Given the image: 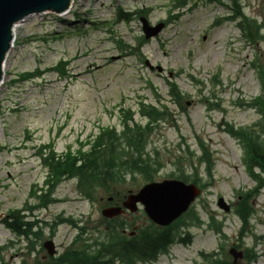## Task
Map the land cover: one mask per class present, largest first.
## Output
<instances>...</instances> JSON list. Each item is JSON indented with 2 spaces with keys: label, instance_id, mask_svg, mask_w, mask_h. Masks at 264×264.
<instances>
[{
  "label": "rangeland",
  "instance_id": "obj_1",
  "mask_svg": "<svg viewBox=\"0 0 264 264\" xmlns=\"http://www.w3.org/2000/svg\"><path fill=\"white\" fill-rule=\"evenodd\" d=\"M70 6L67 16L32 15L14 29L0 85V213L36 205L31 192L41 187L46 174L37 157L42 146L58 155L75 153L81 145L87 150V142L102 130L120 131L126 111L145 124L138 111L141 101L164 104L171 117L150 133L145 148L161 164L152 180L171 179L180 170L189 175L199 168L188 155L198 154V137L212 151V183L191 206L203 222L200 228H189L191 242L174 244L156 261L138 264H194L199 253L217 252L219 243L227 254L239 243L236 198L254 183L242 164L241 144L223 128L226 123L248 128L258 121L256 111L244 106L260 94L251 64L262 55L244 41L239 18H226L243 13L264 22V0H240L231 7L225 0H71ZM139 11L146 13L150 26L165 23L145 42ZM59 61L63 75L52 72ZM47 69L40 78L14 83L21 73ZM171 83L183 96L181 107L168 96ZM199 169L203 181L208 180ZM134 178L121 192L135 191L146 182ZM108 197L100 189L90 199L80 197L74 180L62 181L54 190L56 203L32 213L26 209L45 223L36 230L38 240L16 239L0 225V264H47L52 259L39 248L45 241L52 243L56 257L75 239L79 241L73 249L84 241L107 240L110 232L100 211ZM218 199L229 206L226 213L218 209ZM252 205L251 229L244 230L240 246L256 255L252 264H264V189ZM208 215L224 237L207 229ZM58 216L70 217L74 227L56 224ZM143 217L141 210L127 214L121 217L123 228L118 225L114 231L125 237L132 222L136 229L149 228Z\"/></svg>",
  "mask_w": 264,
  "mask_h": 264
},
{
  "label": "trees",
  "instance_id": "obj_2",
  "mask_svg": "<svg viewBox=\"0 0 264 264\" xmlns=\"http://www.w3.org/2000/svg\"><path fill=\"white\" fill-rule=\"evenodd\" d=\"M228 1L236 5L238 0ZM123 19L126 20V18ZM262 29H264V24L260 25L253 20L244 19L242 30L246 41L253 44L261 42L264 49ZM260 55L262 57L256 58L258 64L255 63L253 66L257 68L262 93L252 104L257 106L261 119L254 126L255 130H235L231 126L225 127V131L229 135L239 139L243 144L244 164L251 178L257 181V187L264 186V53ZM53 70L63 74L62 64L59 63L53 67ZM41 74V72L35 71L24 72L17 77V82L31 80L40 77ZM169 86L171 96L180 101L182 97L177 88L172 83ZM139 112L148 119L144 126L133 123L130 114L126 112L119 132L115 129L102 130L94 139L87 142L89 146L87 150L80 148L75 153L66 152L64 155H56L52 149L45 146H42L39 151L37 150L40 164L46 168V176L42 187L31 192L36 205L29 207V210L46 208L56 202L52 195L57 185L64 180H74L77 193L87 199L92 198L96 190L99 189L107 195L121 193V190L124 189L123 184L134 180L136 176L143 178L146 182L152 181V176L161 167V164L145 151L147 140L157 124L166 121L169 114L165 107L158 109L142 103L139 104ZM197 146L199 155L195 160L196 165H204L205 173L210 178L213 167L211 152L199 138H197ZM253 170H256L257 173H254ZM195 171L196 168L191 175H186L184 171L180 170L177 178L200 184L201 180ZM201 185L204 186L205 183ZM248 212L249 209L246 206L238 212L243 222H245ZM192 220L194 225H200L197 218L193 217ZM0 223L16 238L29 241V238L33 240L40 238V233L33 231V229L40 228L38 224L43 222L28 220L20 211L14 210ZM43 224L45 225V223ZM174 230L169 229L161 232L151 230L141 234V237L135 240L112 238V241L108 243L95 244L96 250L94 252L86 250L68 251L47 264H114L115 260L119 264H135L136 261L154 259L157 251H164L173 242L176 236ZM29 244L30 251H34L32 242ZM213 257L215 254H211V260L205 259L204 264H224L218 260H213ZM35 264H39V262H35Z\"/></svg>",
  "mask_w": 264,
  "mask_h": 264
},
{
  "label": "water",
  "instance_id": "obj_3",
  "mask_svg": "<svg viewBox=\"0 0 264 264\" xmlns=\"http://www.w3.org/2000/svg\"><path fill=\"white\" fill-rule=\"evenodd\" d=\"M69 3L70 0H0V84L3 75L2 66L11 47L13 29L16 24L32 15L63 14L68 10ZM141 23L146 39L158 34L163 26L157 24L155 27H149L144 19H141ZM198 194L199 190L194 185H186L176 180H165L147 184L135 195L129 194L122 203V207L133 212L136 209V203H140L146 215L154 223L166 226L184 212ZM218 206L227 210L221 199L218 200ZM123 214L124 212L117 207L102 211V215L108 218ZM43 247L50 255L53 254L51 242H45ZM230 253L234 259L241 257L240 253L232 251Z\"/></svg>",
  "mask_w": 264,
  "mask_h": 264
},
{
  "label": "bare ground",
  "instance_id": "obj_4",
  "mask_svg": "<svg viewBox=\"0 0 264 264\" xmlns=\"http://www.w3.org/2000/svg\"><path fill=\"white\" fill-rule=\"evenodd\" d=\"M71 8H72V7L70 6V7H69V11H70ZM69 11H68L66 14H64V15H60V17L67 16V15L69 14Z\"/></svg>",
  "mask_w": 264,
  "mask_h": 264
},
{
  "label": "flooded vegetation",
  "instance_id": "obj_5",
  "mask_svg": "<svg viewBox=\"0 0 264 264\" xmlns=\"http://www.w3.org/2000/svg\"><path fill=\"white\" fill-rule=\"evenodd\" d=\"M117 204V203H116Z\"/></svg>",
  "mask_w": 264,
  "mask_h": 264
}]
</instances>
